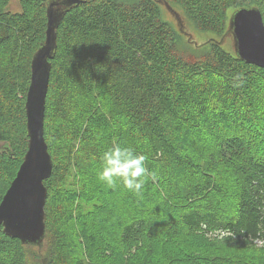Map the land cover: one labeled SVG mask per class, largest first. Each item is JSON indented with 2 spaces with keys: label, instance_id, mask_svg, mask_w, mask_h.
<instances>
[{
  "label": "trees",
  "instance_id": "1",
  "mask_svg": "<svg viewBox=\"0 0 264 264\" xmlns=\"http://www.w3.org/2000/svg\"><path fill=\"white\" fill-rule=\"evenodd\" d=\"M11 1L0 0V202L28 150L32 58L48 22L49 0ZM162 1L218 36L230 10L257 7L264 21V0ZM183 32L158 0L66 12L49 60L44 245L0 230V264H264V67ZM114 141L156 173L142 196L97 180Z\"/></svg>",
  "mask_w": 264,
  "mask_h": 264
},
{
  "label": "water",
  "instance_id": "2",
  "mask_svg": "<svg viewBox=\"0 0 264 264\" xmlns=\"http://www.w3.org/2000/svg\"><path fill=\"white\" fill-rule=\"evenodd\" d=\"M163 2L162 0H158ZM83 0H49L45 42L32 58L31 83L25 108L28 150L10 187L0 202V230L24 244L42 247L46 234L45 205L53 160L44 136L50 59L57 50V30L66 12ZM167 4V2H165ZM182 26V24L180 23ZM227 33L235 40V53L247 63L264 67V21L257 7H241L232 13ZM7 148L4 144L2 149Z\"/></svg>",
  "mask_w": 264,
  "mask_h": 264
},
{
  "label": "clouds",
  "instance_id": "3",
  "mask_svg": "<svg viewBox=\"0 0 264 264\" xmlns=\"http://www.w3.org/2000/svg\"><path fill=\"white\" fill-rule=\"evenodd\" d=\"M101 167L97 171V180L107 187L115 189L122 184L129 192L137 197L142 196L146 181L156 179V173L146 164L147 157L137 153L132 147L120 142L103 151Z\"/></svg>",
  "mask_w": 264,
  "mask_h": 264
},
{
  "label": "rangeland",
  "instance_id": "4",
  "mask_svg": "<svg viewBox=\"0 0 264 264\" xmlns=\"http://www.w3.org/2000/svg\"><path fill=\"white\" fill-rule=\"evenodd\" d=\"M163 11V15L164 18L171 21L173 24H175L176 26H178V28H180V23L182 24V28L184 29L183 34L185 36H190L191 38H193L195 41H197L198 43H203L205 41H207L210 38H214L218 41H220L222 43V45L230 50V51H234L235 52V40L234 37L232 36V33H227V32L223 35V36H218L216 34H214L213 32H205V31H200L196 28V26L192 23L189 22L184 13L182 12V8L178 5H172L169 6L168 4H165L164 2H159ZM21 6H20V1L19 0H12L10 3V9L13 11L16 10H20ZM234 11L230 10L229 12V21H230V17L232 15ZM228 29H229V24H228ZM3 143H0V149L2 148ZM64 184V182L62 183V185ZM65 186H68L67 184H65ZM258 246H263V244L261 242L257 243ZM43 245H44V241H43ZM42 245V247H43ZM42 247H39L42 249Z\"/></svg>",
  "mask_w": 264,
  "mask_h": 264
}]
</instances>
